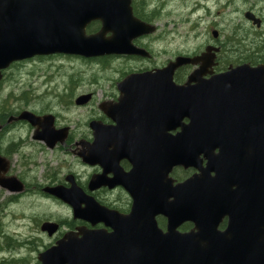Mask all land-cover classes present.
I'll return each mask as SVG.
<instances>
[{
    "label": "water",
    "instance_id": "water-1",
    "mask_svg": "<svg viewBox=\"0 0 264 264\" xmlns=\"http://www.w3.org/2000/svg\"><path fill=\"white\" fill-rule=\"evenodd\" d=\"M94 20L101 22L100 31L89 37L84 36V27ZM153 31L154 27L133 17L128 0H0V81L2 72L11 64L35 57L60 54L91 59L142 55L145 53L135 48L131 40ZM105 33L112 34L106 41L103 38ZM198 60L178 57L175 63L163 70L132 76L121 85L128 87L124 91H140L157 97V107L152 110L157 115L151 121H146V134L152 136L167 132L166 139L102 140L101 137L105 135L139 134L132 129L131 122L124 123L111 116L116 123L114 128L102 127L98 123L90 124L95 140L84 148L79 157L87 165L104 166V162L112 161L121 149L131 150L134 161H131L129 176H140L142 183L139 182L134 188L124 187L136 200L133 214L145 223L142 230L152 232L150 237L145 238L143 246L146 250L133 249L130 252L136 257L135 264H208L209 261L216 264H264V244L254 245L243 253L238 243L237 249L231 248V252L224 247H216L215 254L197 251L191 246L180 249V241H191L194 236L177 235L176 229L182 222L193 221L192 201L197 198L195 192L199 193L200 199H208V196L203 195H206L210 186L206 181L204 189L201 186L198 189V179L195 177L173 185V180L169 177L172 169L179 166L194 167L196 157L203 153L201 146L211 143L208 139L215 138L219 142L223 139L221 137L242 135L245 133L244 127L249 128L253 124L246 117L247 114L264 113V66H239L208 80H202L198 71L188 78L185 85L175 86L172 83L174 70L185 64H195ZM88 98L89 96L81 97L77 104L86 103ZM121 105L125 104L121 102ZM148 111L145 106L143 112ZM43 120L49 124L43 128L46 137L35 135L33 139H43L51 149L60 139L49 140L54 133L47 129L51 123L47 119ZM43 120L24 111L16 118L10 117L8 122L24 121L33 127L42 124ZM182 120H187L188 123L182 125ZM177 129H180L179 133L170 134ZM59 132L65 136V130ZM8 171L9 162L0 155V189L9 194H21L24 192L23 183L14 176H7ZM226 175L236 185L239 193L245 189L256 190V173H252V178L248 179L235 175L232 171H227ZM102 180L103 176L93 177L90 190L104 185ZM42 191L71 206L75 218L94 224L105 214L75 184L70 189L59 185L45 187ZM81 203H84V209L80 208ZM252 205L253 215L257 216L255 199ZM158 215L167 220L166 234L154 233L158 232L154 220ZM251 225L253 230L248 229V232H254L248 233L246 238L256 241L259 237L256 232H264V221H251ZM57 230L58 225L53 222H45L40 226V231L48 236L54 235ZM113 230L115 232L112 236L81 229L77 234L66 233L54 246L40 253L38 261L41 264L115 263L120 254L115 247L116 241L123 236L119 229ZM262 239L264 241V236Z\"/></svg>",
    "mask_w": 264,
    "mask_h": 264
},
{
    "label": "flooded vegetation",
    "instance_id": "flooded-vegetation-1",
    "mask_svg": "<svg viewBox=\"0 0 264 264\" xmlns=\"http://www.w3.org/2000/svg\"><path fill=\"white\" fill-rule=\"evenodd\" d=\"M128 1L133 17L154 27L152 33L131 40V44L135 48L141 49L145 54L103 56L91 59L60 54L35 57L31 60L59 58L77 63L101 64L105 68L109 61L117 64L125 62L127 69L114 70L110 73L111 76L91 77L87 83H78L79 78L73 82L74 76L68 77V82L64 84L63 95L55 94L59 99L58 102L62 105H59L61 109L19 110L10 115L0 111V138L5 134L10 135L16 127L28 128L31 132L30 143L33 145V152H38L41 155L49 152L62 155L64 158L70 155L72 158L70 162L66 163L68 169L63 173L61 179L55 178L54 172H49L45 176V183L37 181L29 188L30 183H27L21 174L16 176L23 183L25 190L21 194L11 195L8 202L14 203L23 195L28 194L30 190H34L47 201L56 202L57 200L44 194L42 189L57 185L70 189L75 184L86 197L92 198L105 212L102 217H99L100 221L92 224L87 220L75 218L71 206L64 205L67 208L68 216L63 221L60 219L49 220L58 225V230L54 235L48 236L39 229L42 235H46L50 239V244L44 246L40 253L54 246L66 233L77 234L79 229L95 231L105 236L114 235L113 228L119 229L123 237L116 241L115 247L120 254L116 257V262L112 264H135L136 257L130 252L133 249L141 251L147 249L143 246L146 243L145 238L150 237L152 232L142 230L145 223L133 214L136 200L127 193L124 187L134 188L141 180L140 176H129L132 170L131 161H134L130 154L131 150L129 148L127 151L121 149L112 161L104 162V166L87 165L79 157L84 148L95 140L90 124L98 123L102 127L114 128L116 123L111 119V116L121 119L120 121L124 123L131 122L132 129L138 131L139 134L105 135L101 137L102 140L160 141L166 139L167 132L165 134L156 133L152 136L146 134L148 131L146 121H151L157 115L152 112L157 107V97L145 95L140 91H129L128 89L124 91L128 87H121V85L130 77L163 70L169 64L175 63L178 57L191 60L198 58L199 60L195 64H185L174 70L172 83L175 86L185 85L188 78L198 71L201 73L202 80H208L239 66L250 68L264 66V0H196L191 9L194 8L195 13L199 11L206 13L207 17L204 19L210 18L211 21L206 22L204 28L200 29L203 20L199 17L194 20L195 13H193L180 23L174 24L176 32L184 30L179 32L185 37L184 40H193L198 44L196 48L185 49L170 57H168L166 47L167 30L159 28L155 21L163 15L162 3L157 0ZM213 14L216 16L213 17ZM220 15L224 16L219 18ZM226 15L229 16L225 18ZM101 27L99 20L91 21L84 27L83 34L87 37L95 35ZM111 36V33H105L103 38L106 41ZM19 64L13 63L2 72L0 86L6 78V73ZM166 78L167 74L165 83L167 82ZM160 83L162 84V81ZM72 90L74 91L72 92ZM83 96H89L88 101L84 104H77V101ZM64 98H67V101ZM121 102L125 105H121ZM145 106L149 109L146 113L143 112ZM24 111L32 113L41 120L47 119L51 123L47 129L54 135L49 140L60 139L51 149L45 145L43 139H33L35 135L46 137L43 128L49 126L48 122L43 120L42 124L33 127L24 121L8 122L10 117L16 118ZM73 113H76L80 119L72 117ZM246 117L253 124L251 127L248 126L249 128L244 127V134L221 137L223 139L219 142L215 138L208 139L211 143L201 146L203 153H199L196 157L194 167L179 166L173 168L169 174L173 185L195 177L198 179L196 183L198 189L200 186L204 189L206 181L210 186L206 195H203L208 196V199H200L199 193L195 192L197 198L192 201L193 221L182 222L176 229L177 235L194 236L191 241H180V249L191 246L197 251L215 254L216 247H224L231 252V248L237 249L236 244L238 243L239 249L243 253L245 249H252L254 245L262 246L264 244L263 231L256 232L259 234L256 241L246 238L248 233L254 232H248V229L253 230L251 221L254 223L264 221V113L256 115L251 113ZM187 123V120L181 121L182 125ZM63 130H65L64 137L59 132ZM179 132L180 129H177L170 134L175 135ZM4 143V147H1L4 153L3 157L15 154L22 158L24 144L22 139L18 141L5 140ZM73 167L81 169L83 173L80 174L72 169ZM10 169L9 162L7 176H13ZM227 171H232L235 175H241L247 179L252 178V173H256L255 177L258 180L256 190L254 191V188L249 191L245 189L239 193L236 185L229 181L226 175ZM95 176H103L104 185L90 190V181ZM254 199L257 205V216L253 215L252 202ZM80 208H85L84 203L80 204ZM154 220L158 230L154 233L166 234L167 220L161 215L155 216ZM162 243L163 241H161ZM40 253L37 254L36 264H41L38 261ZM208 264L216 263L209 261Z\"/></svg>",
    "mask_w": 264,
    "mask_h": 264
},
{
    "label": "rangeland",
    "instance_id": "rangeland-1",
    "mask_svg": "<svg viewBox=\"0 0 264 264\" xmlns=\"http://www.w3.org/2000/svg\"><path fill=\"white\" fill-rule=\"evenodd\" d=\"M157 1L162 3L164 12L162 17L155 21L159 28L167 30L168 57L185 49L196 48L197 42L184 40L185 37L179 33L184 30L179 28L182 30L176 32V27L173 26L195 13V9L191 7L196 0ZM163 1L166 3L164 4ZM223 16L220 15L219 18ZM228 16L226 15L225 18ZM193 17L194 20L198 17L203 20L200 29L204 28L206 22L211 21L210 18L204 19L207 15L201 11L195 13ZM125 69H127L125 62L117 64L112 61L108 62L106 68L101 64L77 63L59 58L22 62L6 73V78L0 86V111L61 109L62 105L55 94L63 95L64 84L68 82V77L74 76L73 82L79 78L78 83H87L91 77L111 76L112 71ZM64 100L67 101V98ZM72 117L80 119L76 113H73ZM30 136L31 132L28 128L16 127L10 135L5 134L0 138V148L4 147L5 140L24 141L22 158L15 154L6 157L11 165L10 173L13 176L21 174L24 180L30 183L29 188L37 181L45 183V176L49 172H54L55 178L61 179L68 169L66 163L72 160L70 155L64 158L62 155L49 152L44 155L33 152ZM1 150L3 151L2 148ZM72 169L80 174L83 173L79 168ZM10 196L0 189V264L12 263L13 260L21 261L17 264H36L37 254L44 246L50 244V239L40 233V225L49 220L63 221L68 216L67 208L58 201L45 200L34 190H30L14 203L8 202Z\"/></svg>",
    "mask_w": 264,
    "mask_h": 264
},
{
    "label": "trees",
    "instance_id": "trees-1",
    "mask_svg": "<svg viewBox=\"0 0 264 264\" xmlns=\"http://www.w3.org/2000/svg\"><path fill=\"white\" fill-rule=\"evenodd\" d=\"M6 113L10 115L11 113H14V111H11V110H10V111H8V112H6ZM9 115H8V116H9ZM0 154L4 155L3 151L1 150V148H0ZM13 263H16V264H17V263H21V261L13 260L12 263L7 262V263H2V264H13Z\"/></svg>",
    "mask_w": 264,
    "mask_h": 264
}]
</instances>
